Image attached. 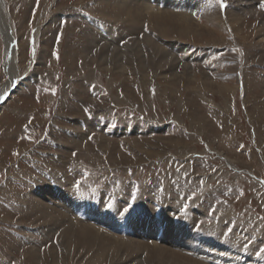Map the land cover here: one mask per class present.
I'll list each match as a JSON object with an SVG mask.
<instances>
[{"label": "rangeland", "instance_id": "374dc122", "mask_svg": "<svg viewBox=\"0 0 264 264\" xmlns=\"http://www.w3.org/2000/svg\"><path fill=\"white\" fill-rule=\"evenodd\" d=\"M209 1L219 20L191 16L185 36L130 30L97 0H0V91L15 81L0 104V264H151V245L264 264V0ZM40 200L67 219L41 218ZM80 222L144 249L95 258Z\"/></svg>", "mask_w": 264, "mask_h": 264}, {"label": "bare ground", "instance_id": "6f19581e", "mask_svg": "<svg viewBox=\"0 0 264 264\" xmlns=\"http://www.w3.org/2000/svg\"><path fill=\"white\" fill-rule=\"evenodd\" d=\"M97 1H98L99 7L104 12H106L105 15L108 18L112 19L115 23L117 22V23L123 24L124 26H126V24H127L126 27L129 28L130 30L135 28V26L137 24H144L147 22L148 25L152 24L151 27L156 29L159 33L166 34L168 32L175 30V31H177L178 34L187 36L189 33L196 32L199 30V26L194 24V22H192L193 19L191 18V16H195L198 14L206 22H210V23L216 22L215 20H217V19L219 20L218 11L214 8V6L212 5V3L209 0H97ZM154 5L159 6L161 8L157 7L158 8L157 9L156 6H154ZM183 8H187V9L181 12V10ZM230 16L232 18H230L228 20V22H230L232 25H236V23L238 22V19L236 17L237 15L232 13ZM197 22L200 23L201 21L197 20ZM219 23L221 25V22H219ZM126 27H123V28L126 29ZM234 27L235 26H233V29H234ZM128 30H126V31H128ZM198 34L199 33H197V36H198ZM89 41H91L92 43L94 42V38L91 35L89 37ZM88 44L93 46L90 42H88ZM12 86H13V84L11 85V83L6 84V86L0 91V97H2V99H0V104H2V102L6 96V93H8L7 91L11 90ZM53 197L55 198V200L57 202H59V199L61 198V197L58 198V196L56 194L53 195ZM65 200H66V198H65ZM83 203H85V201L81 203V207L84 208L88 212L91 207L88 209L87 203H85V204H83ZM40 204L43 207H41V209L38 212L36 210V213L40 214L41 218H43V219L54 218L53 222H55V223H61L64 221V219H67L60 212H58V209H60V208H58L59 207L58 205H56L55 208L54 207H50V208L48 207V209H47V206L44 205L45 204L44 202L41 201ZM134 208H136V207H134ZM49 209H50V212H48ZM134 210L137 211V214H136V216L131 218L128 221V223H129V226H131L133 229H138L139 225L144 222V221H142V219H143L142 217L149 219L150 215H148V214H150V207L147 208V206H143V207H139L138 209H131V212H134ZM108 211L106 212L107 213L106 215L104 214L103 216H100L98 213H96L95 210L94 211L92 210L90 212V217H93V218L97 217V220L100 224L112 225L113 224L112 222H114L113 221L114 219H111V218H113V217L115 218L116 215H115V213L111 212L110 210H108ZM163 214L164 213H160L157 216V218H161L165 221L164 218H166V216L164 217ZM137 215H139V216H137ZM124 217L125 216H123V218ZM135 217H137V218H135ZM139 219H141L140 224L138 223ZM184 220H187V219H184ZM150 222H152V221H150ZM95 224H98V223H95ZM113 225H115V224H113ZM151 225L153 226V224H151ZM173 228L174 227L172 225L169 227V231L171 234L173 232ZM178 228H180V230H182L180 233L188 235V233L186 231L187 228L185 229L184 227H180V226ZM219 229H220V226H212L209 229L208 228L207 229L199 228L198 230H200V232L203 233L205 235V237L207 238V239L205 238L206 240L203 239V244L209 245L211 243L212 239H214L213 241H217L218 239H220V235H219V231H218ZM66 231H67V229L65 230V232ZM170 233H168V230H167L166 236L170 235ZM75 234L76 235L74 237L76 239L75 242H77V245L79 244L83 247H86L87 249H90V251L94 250L93 256L95 258H98V259H100V257L102 258V256L104 257V256L108 255L110 250H116V251L123 250L127 253L129 252V254L134 255V254H137L140 249L141 250L144 249V248H141L140 242H138L136 240L132 241L134 239L129 240V242H127V246H125L124 244H126V242H123L121 239H117L116 237L110 236V235L109 236L101 235L98 232H96V230L93 227L86 226V225H84V223L81 224V222H80V224L77 225L76 230H75ZM71 236H72L71 230H69V239L72 238ZM193 240H195V239H193ZM199 241H200V239H199ZM146 248H149V246H146ZM84 251H88V250H84ZM168 251L169 250H167L165 248L159 249L156 245H151V250L147 252L148 253L147 259H148V261H151V262H149L151 264H203L201 262V260H199V259H202L204 257V254L198 255V257H197L198 261H196V260L190 259L188 257L179 255L177 253H174L171 251L168 252ZM240 252L241 251H239V253ZM248 253L246 252L245 255H240V256L244 257L245 261H248L249 264H253V261L251 259H248V257H249ZM229 256H230V254H229ZM231 257H233V260L236 259V257H234V256H230V258ZM169 258H171V260ZM102 259H100V260H102ZM154 259L156 260V263L152 262ZM167 259H169V260H167Z\"/></svg>", "mask_w": 264, "mask_h": 264}, {"label": "snow or ice", "instance_id": "6c2138e0", "mask_svg": "<svg viewBox=\"0 0 264 264\" xmlns=\"http://www.w3.org/2000/svg\"><path fill=\"white\" fill-rule=\"evenodd\" d=\"M216 3L219 4V7L221 9L225 8L224 0H216ZM53 55L55 56L56 53L54 52ZM12 83H13V86H15V81H13ZM53 94H55V90L54 89H53ZM0 99H2V97H0ZM85 111H87V109ZM89 139H91V137H89ZM73 155H75V153H73ZM125 211H127V209ZM229 231H231V230H229ZM226 235H227V233H226ZM246 247H247V245H246ZM261 254H264V247H261L259 249V251L256 253L257 256H260Z\"/></svg>", "mask_w": 264, "mask_h": 264}]
</instances>
